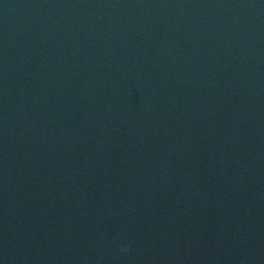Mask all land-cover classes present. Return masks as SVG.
I'll return each mask as SVG.
<instances>
[{"label": "water", "instance_id": "95a60500", "mask_svg": "<svg viewBox=\"0 0 264 264\" xmlns=\"http://www.w3.org/2000/svg\"><path fill=\"white\" fill-rule=\"evenodd\" d=\"M0 264H264V0H0Z\"/></svg>", "mask_w": 264, "mask_h": 264}, {"label": "clouds", "instance_id": "9594fccd", "mask_svg": "<svg viewBox=\"0 0 264 264\" xmlns=\"http://www.w3.org/2000/svg\"><path fill=\"white\" fill-rule=\"evenodd\" d=\"M121 251H128V248H126V247H122V248H121Z\"/></svg>", "mask_w": 264, "mask_h": 264}]
</instances>
